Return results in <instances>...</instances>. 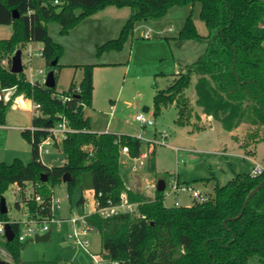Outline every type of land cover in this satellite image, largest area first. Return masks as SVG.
Segmentation results:
<instances>
[{"label": "trees", "instance_id": "obj_1", "mask_svg": "<svg viewBox=\"0 0 264 264\" xmlns=\"http://www.w3.org/2000/svg\"><path fill=\"white\" fill-rule=\"evenodd\" d=\"M57 1V2H56ZM199 6L200 20L206 34H201L192 13L186 18L177 40L195 41L205 45L203 55L187 66L184 73L173 75L165 89L154 95V115L174 105L176 124L191 125V106L185 91L196 77L195 105L202 113L220 123L227 132L243 125L253 128L249 143L264 140V4L258 0H0V25L13 27L9 39H0V93L14 88L11 99L0 100V126L5 125L9 109L16 98L39 103L43 117L34 118L31 129L22 131L32 145V161L25 164L16 159L11 164L0 163V206L10 186L21 187L20 209L25 204L31 217L48 220L52 217L53 188L62 183L66 173L69 194L80 188L92 191L104 205L117 204L122 194L139 203V217L123 214L104 219L92 214L87 221L102 242L101 254L107 261L119 264H248L258 257L264 264V185L243 207L249 193L264 180V174H238L225 185L217 184L213 195L191 206L167 207L164 193L146 198L125 184L120 174L122 148H129V157L142 153L143 142L138 137L95 134L90 132L85 110L92 106L95 65H75L83 71L80 83L73 80L67 91L59 93L40 82L30 83L25 72H11V58L29 43H42V57L52 69L60 67L62 45L50 36L48 24L57 22L61 34L67 35L83 20L107 7L130 8L131 15L117 39L99 47V55L111 50L121 51L133 36L135 27L143 21L160 20L177 7ZM17 16V17H16ZM58 60L54 66V61ZM80 87V92L76 89ZM71 96L70 101H63ZM59 114H64L75 132L68 135L59 149L66 155L63 166L44 165L37 151L38 142L47 136L46 128L54 126ZM195 130H201L196 127ZM34 139V142H33ZM264 165V161H263ZM149 171L155 173L154 160ZM47 181L42 182V177ZM173 175L169 176L172 177ZM164 179V178H163ZM166 181V179H164ZM36 195L41 201L35 200ZM84 202L82 197L78 205ZM1 209V208H0ZM241 217L239 215L242 213ZM0 220L11 221L0 210ZM15 239L6 242L14 264H60L58 261L20 262L24 247L19 241V223H12Z\"/></svg>", "mask_w": 264, "mask_h": 264}, {"label": "rangeland", "instance_id": "obj_2", "mask_svg": "<svg viewBox=\"0 0 264 264\" xmlns=\"http://www.w3.org/2000/svg\"><path fill=\"white\" fill-rule=\"evenodd\" d=\"M258 1L264 4V0ZM199 12V6L193 11L191 7H177L171 9L163 19L140 22L123 50L106 51L100 55L98 53L100 46L119 37L131 15L130 8L107 7L83 20L67 35L61 34V27L57 22H51L47 26L49 34L63 47L60 67L56 69L48 66L41 57L42 43H29L22 49L24 72L28 77L41 82L51 70H54L57 77L56 90L59 93L69 88L74 76L77 80L82 76L81 69L78 71L73 67L74 65L120 63L95 68L94 105L96 109L108 111L115 101L117 102L118 108L114 111L115 124L122 122L127 129L139 134L138 137L142 138L143 142L142 153H149L150 161L154 156L157 171L151 173L147 169L145 174L132 173L131 167L135 161L123 154L120 174L129 188L138 181L137 176H141L139 183L140 188L143 189L146 179L159 181L164 178L168 183L167 174H173L181 185L188 184L204 195H213L216 184L222 186L238 174H251L255 167V164L247 159L243 149L238 147V144L246 141L253 128L241 127L236 135L241 142H236L232 139L233 133L225 131L220 123H214L215 120L204 116L202 110L195 105L196 77L185 91L192 109L190 121L194 127L201 126L207 128L206 130L191 133V128L177 125L178 114L174 105L163 108L159 114L154 115V95L157 87L167 88L173 80L172 74L186 72L187 66L196 62L204 53V44L191 41L182 48L180 42L176 40L186 18L191 13L200 33H207ZM148 33L151 35L150 38H147ZM12 35V26L0 25V39H9ZM30 52L33 53L32 57L29 55ZM3 63L7 66L8 59L2 60ZM127 66L130 67L129 72L125 70ZM40 70H43V74H39ZM161 72L166 75L157 76ZM121 93L123 95L120 98ZM29 104L30 102L23 97L21 101L14 102L7 113L5 125L0 126V163L11 164L16 159H20L25 164L32 161V145L23 138L22 131L17 129L19 126L25 129L32 127V111L26 108ZM145 107L150 108L147 116L152 115L154 127H144L136 121V116L144 113ZM91 111L93 110L86 109L85 116L89 117ZM99 117L98 122L92 121L91 118L92 129L96 125L106 123L107 118L105 119L103 114ZM164 131L169 134L167 145L159 143L152 146L145 141L154 140L155 133ZM262 131L264 134V128ZM222 152H226V155ZM263 158L264 142L258 145L254 159L262 162ZM41 160L46 166L57 167L62 166L67 159L63 151L50 148L49 154L41 155ZM14 189V186H10L4 193V198L8 208L7 217L20 223L19 234L26 238L20 253V262L58 261L60 264H92L91 256L74 246L68 239L70 231L68 220L94 211L95 200L91 194L85 195L89 205L81 206L78 205L81 198L80 188L74 189L70 197L66 183L56 184L53 188L54 199L59 200L60 204H54V220L59 221L60 228L57 224L50 223V240L38 243L34 235L27 236L30 228L37 230V225L26 223L27 207L22 205L19 209L16 206L21 197L20 194L14 193ZM146 194L149 199H154V192ZM176 199L181 207L191 206L194 203L190 193H179L167 197L164 204L167 207H174ZM89 240L91 253L101 254L100 234L90 233ZM6 242L5 238H0V259L14 263L9 256ZM248 264H260V259L254 257Z\"/></svg>", "mask_w": 264, "mask_h": 264}, {"label": "built area", "instance_id": "obj_3", "mask_svg": "<svg viewBox=\"0 0 264 264\" xmlns=\"http://www.w3.org/2000/svg\"><path fill=\"white\" fill-rule=\"evenodd\" d=\"M57 2V1H56ZM30 57H32L33 53H29ZM42 56V53H41ZM39 74H43V70L39 71ZM30 83L34 85L36 82L31 78H28ZM46 78L43 79L40 83L45 85ZM15 89H3L0 93V100H3L5 102L9 101L11 99V96L13 95ZM77 93L80 92V87H77L76 89ZM71 96H67L63 98V101H70ZM32 116L34 118H41L43 117L42 108L39 103L33 102V108H32ZM151 116H147V113L138 114L136 116V120L144 127H154L155 122L151 119ZM32 132L36 131L37 129L32 127ZM47 132V136L45 138H42L38 144H37V151L41 159L42 154H49L50 148L59 149L62 142L67 139L68 135L75 132V130L70 126V122L68 118L64 114H59L57 123L49 128L44 129ZM169 137L167 132H162L160 134V139L155 138L154 140H145L148 144L155 146L156 144H166V139ZM142 140V138H140ZM34 142V139H33ZM122 155L129 156V148L123 147L122 148ZM135 161V164L131 167L132 173L135 174H145L146 170L149 168L150 164V155L149 153H141L139 157L132 158ZM148 166V167H147ZM264 174V165L261 163H255V167L252 170L251 177L257 178ZM146 177V176H143ZM158 181H152L147 180L145 181V185L143 186V192H154L156 193L158 191L157 189ZM14 193L21 194L22 189L21 187L14 185ZM91 192V191H90ZM89 193V191H88ZM164 193V201L167 197H171L172 195H178L179 193H190L192 198L200 203H204L208 200V195L202 194L200 191L194 189L192 186L188 184L181 185L178 182V178L176 176H172L169 179V182L166 181L165 190ZM94 197V211L92 213H86L82 216H75L68 220V223L70 224V231L68 234V239L70 242L76 246L77 248L85 251L91 256L92 264H119L118 262L113 261H107L102 254H93L90 251L91 242L89 240V235L92 232H95L94 228L91 227L87 221V218L92 214H98L104 219H109L115 216L123 215V214H130L136 217H139L138 213V206L139 203L131 202L127 196V194H122L120 202L115 204L112 201H108L105 205L95 197ZM35 200L37 202L41 201V196L36 195ZM54 204H60L59 200H55L54 196L52 199V217L48 220H37L34 217L30 216V213L27 210V224L28 225H37V230L34 231L33 229H29L27 236H37V235H44L47 232H50L49 224H57V227L59 226V221L54 220ZM22 205L25 204H21ZM88 199L85 197L83 206H88ZM26 206V205H25ZM174 207H181L179 201L176 199ZM16 221H2L0 220V238L6 239V231L5 226L7 223L12 224ZM18 223V222H16ZM20 224V223H19ZM7 240V239H6ZM19 241L25 242L26 238L24 236L19 235Z\"/></svg>", "mask_w": 264, "mask_h": 264}, {"label": "crops", "instance_id": "obj_4", "mask_svg": "<svg viewBox=\"0 0 264 264\" xmlns=\"http://www.w3.org/2000/svg\"><path fill=\"white\" fill-rule=\"evenodd\" d=\"M150 34L148 33V35H147V38H150ZM133 37V36H132ZM131 37V38H132ZM130 38V39H131ZM177 40V39H176ZM179 41V40H178ZM180 42V46L183 48L184 46H186V44H189L188 42H191V41H186V42H181V41H179ZM179 44V43H178ZM131 45H132V40H131ZM43 49V48H42ZM41 53H42V50H41ZM133 56H134V52H133ZM42 57V56H41ZM43 58V57H42ZM115 64H120V63H110V64H98V63H96V64H92V65H95V68L96 67H99V66H107V65H115ZM127 64H128V62H127ZM65 66H67V65H65ZM75 66V65H74ZM69 67H72V66H69ZM94 68V74H93V82H94V91H93V102H92V106L90 107V108H88L89 110L91 109V110H93V111H91L90 112V116L89 117H87L88 119H89V126H90V132H92V133H95V134H105V133H111V134H115V135H129V136H132V137H138L139 136V134L138 133H135V132H133L131 129L129 130V129H127L126 128V126H125V124L124 123H122V122H120V123H116L115 124V122H114V118H115V114H114V111L115 110H117V108H118V106H117V102L115 101V104L113 105V106H111L110 107V110H106V111H102V110H100V109H96V105H94V102H95V90H96V69ZM129 69H130V67L129 66H127L126 67V72H129ZM80 70V69H79ZM78 70V71H79ZM81 72H82V76L77 80L76 79V76H74V78H73V80H75V82L76 83H80L81 82V80H82V78H83V71L81 70ZM26 74V73H25ZM159 75H166V74H164L163 72H161V73H158L157 74V76H159ZM172 75H175V74H172ZM26 76H27V78H29L28 77V75L26 74ZM72 80V81H73ZM159 88L157 87V90H158ZM68 90V89H67ZM66 90V91H67ZM123 95V93H121V94H119V97L121 98V96ZM23 96H20V97H18V98H16V100L14 101V102H16V101H21V98H22ZM118 97V98H119ZM24 98V97H23ZM24 99H26V98H24ZM27 101H29L30 102V104L29 105H26V108L27 109H29V110H31L32 111V108H33V101L32 100H29V99H26ZM111 102H114V101H112V100H110ZM14 104V103H13ZM146 108V107H145ZM111 109H112V111H111ZM149 112H150V108H149ZM32 113V112H31ZM103 114V117L106 119L107 118V121H106V123H102L101 125H96V126H94V128L92 129V127H91V118H92V121L94 120V122H98L99 121V119H100V115H102ZM149 116H151L152 117V115L151 114H149ZM204 116H206V115H204ZM208 119H211L212 120V117H208V116H206ZM137 121V120H136ZM32 122H33V116H32ZM138 122V121H137ZM216 121H214V123H215ZM139 123V122H138ZM213 123V124H214ZM243 126H247V125H243ZM243 126H241V127H243ZM185 127H189V128H191V133H195V132H201V131H203V130H206L207 128H204V127H201V126H198V127H200L201 128V130H195V128L196 127H194L193 125H192V123H191V125H189V126H185ZM240 127V128H241ZM32 128V127H31ZM30 128V129H31ZM239 128V129H240ZM18 130H20V131H23V130H25V128H23V127H21V126H19L18 128H17ZM27 129V128H26ZM239 129H237L236 131H233V132H230V133H233L232 134V139L234 140V141H236V142H241V140L238 138V137H236V135H237V133L239 132ZM162 132H159V133H155L154 134V139L155 138H158V139H160L159 138V135L161 134ZM250 134V133H249ZM249 134H248V136H247V138L245 139L246 141L245 142H241V144H238V147H240L239 149H243V151H244V153H245V155H246V157H247V159H250L254 164L255 163H261V164H263V161H264V158H263V161L262 162H257L255 159H254V157L256 156V153H257V148H258V145L260 144V143H262V142H264V140H261V141H254V140H252L250 143H249V145L247 144L248 142V137H249ZM169 135V134H168ZM261 137H264V134H263V131H261ZM139 138V137H138ZM169 138V137H168ZM167 138V139H168ZM167 139H166V141H167ZM173 149H175V150H179L178 148H176V147H172ZM60 150V149H59ZM222 154L223 155H226V152H222ZM127 156V155H126ZM129 157V156H128ZM152 160H154V162H155V159H154V156H153V159ZM42 161V160H41ZM66 162H67V160H66ZM66 162H64V164L63 165H65L66 164ZM43 163V162H42ZM62 165V166H63ZM48 167H50V166H48ZM156 167V166H155ZM254 169V168H253ZM148 170H149V168H148ZM157 171H155V173H156ZM167 175H169V176H171V175H173V174H167ZM137 180L138 181H135V184L132 186V187H130L131 189H133V190H135V191H138V192H140V193H142L146 198H148V196H147V194L145 193V192H143V189L142 188H140V183H139V180L141 179V176H137ZM217 185V184H216ZM215 189V188H214ZM88 193V191H86V192H82L81 191V198L82 197H84L85 198V195ZM89 194H91L92 196H93V192L91 191L90 192V190H89ZM155 195H156V193H155ZM80 198V199H81ZM154 198H155V196H154ZM149 199V198H148ZM81 206H83V203L81 204ZM14 264V263H13Z\"/></svg>", "mask_w": 264, "mask_h": 264}, {"label": "water", "instance_id": "obj_5", "mask_svg": "<svg viewBox=\"0 0 264 264\" xmlns=\"http://www.w3.org/2000/svg\"><path fill=\"white\" fill-rule=\"evenodd\" d=\"M17 17V16H16ZM58 60L54 61L53 65L55 66L57 64ZM2 64V60L0 59V65ZM11 72L13 74H21L24 72V64H23V59H22V50L19 49L16 51L15 55L12 56L11 58ZM45 86L49 89H54L56 88L57 86V77H56V74H55V71L54 70H51L47 77H46V82H45ZM144 113H148L149 112V108L146 107L144 108ZM72 179L71 177V174L70 173H66L64 175V177L62 178V182L63 183H68L70 182ZM47 181V176H44L42 177V182H46ZM264 185V180L260 183V185H258L254 190H252L249 195H248V198L245 202V205L243 207V211L245 210L247 204L249 203V201L252 199V197L254 196V194L256 192H258L262 186ZM165 186H166V181L164 179H160L158 181V186H157V189H158V192H163L165 190ZM0 210H1V213L2 214H5L7 215L8 213V208H7V204H6V200L5 198L1 201V206H0ZM243 211L242 213L239 215V217L242 216L243 214ZM5 231H6V239L8 242H12L14 241L15 239V233L12 229V226L11 224L7 223L6 226H5ZM51 238V232H47L46 234L44 235H37L35 237V241L36 242H47L49 241ZM0 264H13L9 261H6V260H3V259H0Z\"/></svg>", "mask_w": 264, "mask_h": 264}]
</instances>
